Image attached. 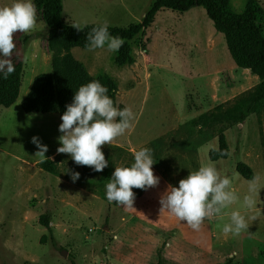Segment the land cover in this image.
Listing matches in <instances>:
<instances>
[{"label":"rangeland","instance_id":"rangeland-1","mask_svg":"<svg viewBox=\"0 0 264 264\" xmlns=\"http://www.w3.org/2000/svg\"><path fill=\"white\" fill-rule=\"evenodd\" d=\"M11 2L0 0V6ZM258 2L264 10V1ZM152 3L63 0L62 19L68 24L126 27L141 21ZM246 3L229 0L236 13H242ZM37 16L31 35L15 34L12 60L22 64L19 94L12 105L0 109V264H107L103 255L116 234L118 242L145 252L152 264L166 251L187 264H264V188L256 207L243 208L249 180L235 169L243 162L264 183L261 114L250 113L234 124L199 121L217 106L224 108L252 91L258 77L236 66L223 34L215 30L204 8L159 10L131 42L132 63L118 64L116 51L106 47L70 49L90 75H109L116 84L117 105L130 106L135 113L132 127L112 145L102 146L108 166L89 177L68 154H57L61 118L27 113L21 107L34 79L52 69L47 26L38 11ZM218 128L228 155L213 162L232 179L240 200L225 209L222 218L206 219L201 230L194 231L167 210L160 211V197L169 184L178 186L190 170L209 160V150L218 148ZM33 136L48 146L45 155L55 162L58 174L41 167ZM141 147L153 150L158 186L134 188V208L109 203L105 186L115 166L130 165L133 152ZM67 170L79 172V179L73 182ZM237 209L255 219H249V229L240 236L225 235L223 225ZM44 214L48 228L39 223Z\"/></svg>","mask_w":264,"mask_h":264},{"label":"clouds","instance_id":"clouds-1","mask_svg":"<svg viewBox=\"0 0 264 264\" xmlns=\"http://www.w3.org/2000/svg\"><path fill=\"white\" fill-rule=\"evenodd\" d=\"M38 23L37 6L33 0H12L10 4L0 6V74L7 79L15 72L12 57L16 49V33L31 35ZM77 31L87 28V23L74 22ZM86 47L89 51L107 48L118 51L124 39L109 32L107 22L91 28L86 35ZM108 88L99 80H92L79 86L73 100L66 105L59 124L60 136L57 154H68L80 166H87L93 171L102 172L108 166V160L102 146L124 135L132 127L135 113L130 106L120 108L108 95ZM37 147L35 156L41 163L50 157L45 153L48 146L32 137ZM221 155H227L218 148L212 149ZM156 162L153 150L141 147L133 152V162L115 166V170L106 184V198L109 203H116L125 208H134L135 192L133 189L147 190L156 187L160 178L154 175ZM73 182L80 173L67 170ZM264 188L260 175L254 174L248 181L247 193L243 197L242 207L253 209L257 205L256 197ZM240 200L232 179L222 175L216 164L210 159L201 163L195 170H190L178 186L169 184L160 197L161 209L173 214L179 221L186 223L194 231H200L204 221L214 217L222 218L223 211ZM230 222L223 225L225 235L240 236L249 229L246 214L237 210L230 212Z\"/></svg>","mask_w":264,"mask_h":264},{"label":"trees","instance_id":"trees-1","mask_svg":"<svg viewBox=\"0 0 264 264\" xmlns=\"http://www.w3.org/2000/svg\"><path fill=\"white\" fill-rule=\"evenodd\" d=\"M33 2L47 26L46 45L51 53L52 69L50 73L38 75L34 79L21 103L22 109L27 113H54L61 118L66 105L72 102L79 86L92 80H99L105 85L108 88L107 95L117 105L114 80L106 74L90 75L83 65L70 54V49L73 47L87 48L88 31L100 23H88L83 31H77L72 24L62 19L63 0H33ZM194 7H203L215 30L223 34L229 54L236 66L242 69L247 68L258 77V82L252 91L238 97L224 108L222 104L217 106L215 112L200 116L199 121L234 124L242 122L250 113L259 112L262 117L264 135V10L256 0H247L242 13L234 12L229 6V0H153L141 21L126 27L109 25V32L112 35L124 39V44L116 51L114 60L118 64L134 61L131 54V42L152 23L159 10L167 8L185 12ZM14 65L15 72L7 79L0 74V109L12 105L19 94L22 64L16 62ZM217 133L218 149L228 155L222 129L218 128ZM102 151L105 154L103 148ZM227 155H221L220 152L212 151V149L208 152V158L211 161L226 158ZM41 167L47 172L58 174L53 160L48 159L47 162L41 163ZM235 169L247 180L254 175L250 167L243 162H238ZM81 173L89 177L98 172L90 167L81 166ZM135 194L136 197L138 194ZM39 223L48 228V216L41 215ZM159 263L157 261L156 264Z\"/></svg>","mask_w":264,"mask_h":264},{"label":"crops","instance_id":"crops-1","mask_svg":"<svg viewBox=\"0 0 264 264\" xmlns=\"http://www.w3.org/2000/svg\"><path fill=\"white\" fill-rule=\"evenodd\" d=\"M256 1L258 2L259 0ZM242 72L250 73L249 69H242ZM118 235L119 234H116L114 238L115 240H113V243H111L110 247L107 245L108 251L103 255L107 264H152L147 261L145 252L141 253V250H137L132 246L130 247L129 245L126 246L125 241L118 242ZM167 246H169L168 243L166 244V247ZM160 259L163 264H187L188 262L182 258H179L174 252L167 251L166 254L162 252L161 256L157 258L156 262Z\"/></svg>","mask_w":264,"mask_h":264},{"label":"water","instance_id":"water-1","mask_svg":"<svg viewBox=\"0 0 264 264\" xmlns=\"http://www.w3.org/2000/svg\"><path fill=\"white\" fill-rule=\"evenodd\" d=\"M244 70H247V68H245Z\"/></svg>","mask_w":264,"mask_h":264}]
</instances>
